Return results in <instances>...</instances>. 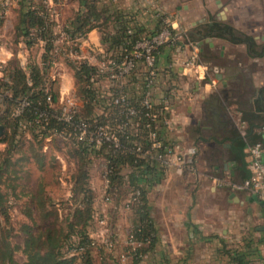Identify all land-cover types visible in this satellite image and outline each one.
Here are the masks:
<instances>
[{"label": "trees", "instance_id": "1", "mask_svg": "<svg viewBox=\"0 0 264 264\" xmlns=\"http://www.w3.org/2000/svg\"><path fill=\"white\" fill-rule=\"evenodd\" d=\"M2 2L0 0V26L6 17ZM78 2V9L61 28L57 27L44 0L17 2V38L25 44L26 49L40 44L44 52L41 65L30 63L23 67L8 63L0 77V123L6 127V132L0 139V143L5 146L0 151V264H16L18 250L25 255L23 264H127V261L122 262V254L129 256V264H144L148 256L157 251L161 257L155 264H172L170 253L163 254L161 251L164 250L162 237L153 217L154 206L150 199V193L163 183L171 169L157 160V155L164 151L163 148L151 150L150 132L155 130L157 121L160 127L157 132L162 133V129L167 127L164 120L170 112H165V105L158 100L161 96L171 98L174 87L156 89L151 95L153 106L147 108L142 103L147 87L141 90L137 86L138 83H146L143 64L138 61V65L130 73L116 76L120 72L118 66L132 55L138 42L151 38L167 26L164 22L166 15L155 12L154 22L147 24L141 17L143 15L140 9H124L117 0ZM170 29L172 33H176L171 26ZM92 30L101 34L103 50L97 55L110 63L109 69L101 70L99 66L72 55L75 50L80 52L78 39L85 38ZM208 32L233 43H245L250 53L260 56L264 54V47L258 50L252 36L239 32L229 24L215 23L208 27ZM62 37L61 44L59 40ZM68 41H72L71 44ZM178 43L179 41L176 44ZM167 46L169 45L160 46L158 59ZM61 57L72 68L76 80L75 94L79 105L74 122L77 124L85 121L90 124L91 129L106 126L109 133L115 134L117 141L105 139L98 145L79 141L73 130L74 125L59 118V106L54 105L58 99L52 85L54 81L50 80L48 73ZM164 74L169 77V82L173 81L172 69L166 70ZM50 95L51 100L48 99ZM23 99L29 105L19 115H14L16 106ZM129 108L136 113L129 114ZM41 113L47 115V120L38 121ZM147 113H156V121L147 117ZM147 124L150 126L146 127ZM26 134L36 142H43L47 138L61 139L68 147V154L77 161V168L72 174L68 199L62 200L57 206L67 211L66 228L59 222L60 209H48L52 202L46 195L44 183H40L32 197L44 226L34 231L32 224L23 223L25 238L22 244H16L12 241L10 228L7 226L10 205L8 193L3 186L16 194L21 170L17 169L19 160L13 158ZM137 142L141 144L143 152H137ZM97 158L104 161L102 174L106 168L111 171L110 185L104 195L112 202L107 207V214L105 213L107 218L110 214L115 216L126 210H133L135 215L131 233L140 244L136 247L126 246L125 252L118 253L115 246L109 249L95 236L98 214H103L100 197L91 181L92 161ZM37 161L43 167V157L40 156ZM25 215L34 222L35 217L28 206ZM115 227V224L111 226L108 221V238L113 242L116 241ZM185 227L190 233H194L193 236H198L205 242L211 240L210 237L203 236L189 216ZM220 242L219 253L227 257V264H253L256 260H263L259 249L255 252L248 245L231 250L226 248L223 239ZM261 243H264V236ZM183 253L182 264H192L191 247ZM150 264L153 262L150 261Z\"/></svg>", "mask_w": 264, "mask_h": 264}, {"label": "crops", "instance_id": "2", "mask_svg": "<svg viewBox=\"0 0 264 264\" xmlns=\"http://www.w3.org/2000/svg\"><path fill=\"white\" fill-rule=\"evenodd\" d=\"M220 1L221 4L216 0L217 6L223 5L222 0ZM120 5L124 9H140L143 15L141 17L147 24L154 22L155 12L164 13L168 9L160 0H121ZM70 6H75L76 11L79 7L78 0H71L61 6L55 5L58 11L56 19L58 28H61L69 19L70 13L67 15L66 12ZM181 9L185 12L188 11L191 15H195V11L198 10L194 18L189 20L186 28H183L182 18L178 15ZM12 13L13 9H10L6 16ZM166 17L171 22L172 27L177 32L183 33L185 37L183 36L184 39L178 44L167 46L159 55V66L162 72L160 84L166 89L170 86L174 87L170 101L171 112L166 118L172 122V125L161 128L163 139L168 142L179 143L182 147L195 145L201 149L210 145L211 147L207 151L212 163L215 164L213 167L217 175L220 177L227 173L234 182H241L250 174L247 153L249 145L261 139L255 133L254 127L264 123V54L260 56L250 53L245 43H233L226 38L208 32V27L218 22L235 26V23L226 15L219 19L206 18L203 12L199 13V8L196 9L193 6L180 7L178 5ZM4 24L7 25V23ZM252 32L249 30L241 31V33L252 36L256 41L258 50H261L264 47V35L260 36ZM60 43H63L62 40ZM39 46H41V52L35 63L41 65L44 49L42 45L39 44ZM102 49L103 39L97 30L90 31L82 40V55H88L86 54L88 51L94 54ZM11 56L12 53L4 45H1L0 61L8 64ZM193 57L195 62L190 65L189 61ZM20 60L22 66H25L26 58ZM62 61L54 63L48 73L50 80L54 81L52 85L59 104L66 96L73 93L72 90H74L75 85L74 75L71 74L67 63ZM170 69L173 71L172 82H169L167 80L169 77H165L167 74H164L166 70L170 71ZM244 123L247 125V134L242 136L241 125ZM180 176L174 169H171L161 185L167 187L170 184H180L183 188V191L182 189L179 190L182 194L174 199L171 211L173 217V212L178 209V214H174V218L178 215V218L183 219V215H185V219L181 221L179 227L181 232H186L188 242L172 241L167 243L162 236L163 249L168 245V248H173L179 253L180 250L185 251L191 247L192 258L190 263L213 264L214 262L210 260L209 256L212 254L211 251L202 255L196 253L197 242L193 241L190 244L189 240L201 238L193 236L194 233H190L185 227V222L189 216L203 236L208 237L210 233L215 231L205 221V217L208 215L206 212L209 211H205V214L201 215L196 207L198 205L187 207L185 211L175 206L184 194L187 195L193 187L201 186L202 183L199 182L198 184L196 181L192 183V180L184 182L178 178ZM228 190L230 197L238 203L246 201L251 204H262L264 207V201L249 191L243 190L241 192L235 188ZM206 243L204 244L205 247ZM180 254H170L172 264L183 263L184 253L180 252Z\"/></svg>", "mask_w": 264, "mask_h": 264}, {"label": "rangeland", "instance_id": "3", "mask_svg": "<svg viewBox=\"0 0 264 264\" xmlns=\"http://www.w3.org/2000/svg\"><path fill=\"white\" fill-rule=\"evenodd\" d=\"M71 0H65L68 3ZM121 0H117L120 2ZM74 2V1H73ZM76 2V1H75ZM160 2L167 7V11L164 12L165 15L170 14L175 10L178 5L183 6H193L194 8H199V13L203 12L206 18L219 19L224 15L228 16L229 19L235 23L233 26L236 30H249L256 35H264V0H222L223 5L217 6L216 0H160ZM77 3V2H76ZM17 4L14 6L13 13L5 17L2 25L0 26V46L4 45L9 52L12 53L11 60L9 64H19L20 59L26 58V67L30 63H35L37 58L40 56L41 46H34L30 49L25 48V44L21 42L16 35V24L18 22V12ZM75 12V6H70L66 14L71 18ZM198 12L195 11V15ZM225 13V14H224ZM180 18H182V26L186 28L187 23L190 19L194 18V14H190L188 11L185 12L183 9L178 12ZM4 23H7L5 26ZM238 27V28H237ZM244 32V31H243ZM90 56L93 53L88 51L86 53ZM60 60L65 61L63 57L59 58L56 62ZM67 63V62H65ZM9 64H4V67ZM68 65V64H67ZM69 66V65H68ZM71 74L74 75L72 68L69 66ZM3 73H0V77ZM70 76V75H69ZM75 78V77H74ZM73 93H76V80L74 85ZM71 93V94H73ZM74 93V94H75ZM57 96V95H56ZM76 96V94H75ZM54 105H59V100L57 99ZM27 135V134H26ZM4 145L0 143V151L4 149ZM211 146L206 145V147L199 148L198 153L195 158L193 170L182 174L179 179L187 182L192 180L201 186L193 187L190 193L183 195L182 199L178 200L177 206L179 209L182 208L183 211L187 210V207L196 206L201 215L206 212L207 217L205 221L212 230L215 229L214 233H210L208 237L211 240L205 241L202 239H192L189 240L191 244L193 241L197 242L196 253L202 255L205 252L211 251L210 260L214 262L213 264H227L226 256L220 255V239L226 242V248L231 250L242 249L249 245L250 249L253 251H260V256L262 254L263 260H256L253 264H262L264 262V243H261V238L264 236V207L262 204H251L246 201L244 203L236 202L232 197H230V192L228 189L233 188L231 183L234 181L229 177L227 173L222 174L220 177L217 175L215 168L213 167L211 157L207 151ZM1 155V154H0ZM43 157V167H40L37 159ZM14 160H19L17 169H20L19 176L17 180V190L16 194L12 193L11 189L4 187L3 189L8 193L9 205H10V219L7 226L10 228L11 239L16 244H22L25 234L22 230L23 223H29L33 225V230L36 231L40 226H44L41 221V214L35 206L34 198L32 195L37 191L39 184L44 183L46 195L50 197L49 201L52 205L48 206V209L59 208V222L64 228H66L65 214L66 210H63L60 205L62 200L68 199L70 195V185L72 174L76 171L77 161L68 154V147L59 138H47L43 142H36L33 137L25 136L20 144V148L16 151L14 155ZM102 158L93 159L91 168V181L92 186L95 188L98 196L100 197V206L104 209L107 214V207L110 203H106L101 200V190H102V179L101 174L104 168ZM238 183V182H234ZM164 185L159 184L151 193L150 199L153 208V217L156 221L161 237L164 236L163 240L167 243L176 241L185 243L188 242V236L186 232H181L180 230L181 221L185 219L174 218V214H178V209L173 212L171 206L174 199H177L182 193L179 192L183 188L179 185ZM166 188V189H165ZM242 192V190H239ZM177 195V196H176ZM32 209L34 215V222L30 221L25 215L26 207ZM119 215L108 216V221L111 226L116 225L115 228V238L116 245L115 249L119 252H125L126 240L131 233V228L135 222V215L133 210H126L118 213ZM118 216V217H117ZM4 224V221L2 222ZM210 229V230H211ZM104 230V228L97 226V234ZM107 230L106 233H108ZM225 231V232H224ZM114 233V232H113ZM162 240V241H163ZM249 243H248V242ZM204 242V243H202ZM201 243V244H200ZM188 244V245H190ZM206 249V250H204ZM192 250V249H191ZM163 254L168 253H178V251L173 248L165 247ZM196 254V255H197ZM161 257L159 251L151 254L147 258V262L144 264H150V261L155 264L157 259ZM16 264H23L25 261V255L21 250L16 252ZM99 259V257H98ZM131 261L128 259L127 264ZM143 264V263H142ZM197 264H203L198 262Z\"/></svg>", "mask_w": 264, "mask_h": 264}, {"label": "built area", "instance_id": "4", "mask_svg": "<svg viewBox=\"0 0 264 264\" xmlns=\"http://www.w3.org/2000/svg\"><path fill=\"white\" fill-rule=\"evenodd\" d=\"M48 7L50 8V13L52 15V18L57 19L58 17V11L55 8V5H63L65 0H57L56 2L54 0H44ZM18 0H3L2 7H3V14L6 16L8 11L10 9L14 8V6L17 4ZM18 5V4H17ZM162 15H164L163 12L158 11ZM164 22L167 25L166 27L162 28L158 33H156L151 38L144 39L140 42H138L135 45V51H133L131 56H128V58L122 63L121 66H118L120 72L118 76H123L126 73H130L138 63L143 64V71H146V76L144 79H146V83L142 85L141 83H138L137 86L142 90L143 87H147V90L144 91V97L142 100V103L147 107L151 108L153 106V100H152V93L158 89V88H164L161 86V76L162 72L160 70L159 66V59H158V53L160 46L163 45H175L178 41H182L184 34L177 32L172 33L170 26L172 27L171 22L167 19V17L164 18ZM173 28V27H172ZM174 29V28H173ZM65 36V35H64ZM84 38L78 39L80 41L79 43V50L80 52H77L76 50L73 51V56L79 59H85L91 64H95L100 67L101 70H106L110 68V63L105 61L104 59L100 58L97 54L102 52H96L90 56L82 55L81 52V43ZM63 42V37L60 39ZM59 40V42H60ZM72 41H68V44H71ZM139 61V62H138ZM195 62V58H191L189 61L190 65H193ZM2 61H0V73L5 68ZM112 77H115L113 75ZM136 86V87H137ZM49 100H51V95L48 97ZM0 98V106L2 105ZM160 103L164 104V111H169L171 107V98L161 96V98L158 100ZM29 102L26 99H23L18 103L14 110V115H19L25 106H28ZM79 101L77 100L75 94H70L66 96L63 101L58 105L60 109V115L59 118L62 121H65L67 123H71L74 125L73 130L76 133V137L79 141L85 142L87 141L89 144H100L105 139L110 140L113 139L117 141V138L114 133H109L106 126H97L95 129H91V126L89 123L85 121H81L79 123L74 122V117L78 110ZM129 114H135L136 111L134 109L129 108L128 109ZM40 118L38 121H45L47 120V115L41 113ZM147 117H149L152 121H156L157 114L156 113H147ZM74 123V124H73ZM164 123L169 127L172 125V122L169 119H165ZM150 124H147L146 127H149ZM155 130L152 129L150 132V136L152 139L151 144V150L163 148L164 151L161 154L157 155V160L165 165L166 167H169L170 169H174L179 175H182L186 172H189L193 170L194 162L196 155L198 153V148L194 146H188V147H182L179 143H172L165 141L163 139L162 133L157 132L160 127L157 121L156 127H154ZM255 133H257L261 139L255 141L254 143L249 145L248 148V167L250 170V174L246 179H243L241 182L238 183H231L232 187L236 190H245L253 193L256 195L260 200L264 201V123L262 125H258L254 127ZM241 134L242 136H245L247 134V125L244 123L241 125ZM62 136V135H60ZM137 145V152H143L142 146L139 142L136 143ZM110 170L108 168L105 169L103 174L101 175L102 179V190H101V197L103 201L106 203H112L109 198H105V194L107 193V189L110 185V179L109 174ZM100 208H102L100 206ZM102 215L98 214V226L104 228V230L100 231L97 234V238L99 241L103 242L109 249L113 248L116 245V241L113 242L108 238L107 230L108 228V218L105 214L104 209L102 208ZM109 232V231H108ZM126 244L128 246L136 247L140 243L135 239L134 235L132 233H129ZM263 255H264V249H263ZM129 259V256L126 254H122L121 260L122 262L126 263V261Z\"/></svg>", "mask_w": 264, "mask_h": 264}, {"label": "water", "instance_id": "5", "mask_svg": "<svg viewBox=\"0 0 264 264\" xmlns=\"http://www.w3.org/2000/svg\"><path fill=\"white\" fill-rule=\"evenodd\" d=\"M218 3L221 4V1L218 0ZM5 132H6V127L0 123V139L4 136Z\"/></svg>", "mask_w": 264, "mask_h": 264}, {"label": "flooded vegetation", "instance_id": "6", "mask_svg": "<svg viewBox=\"0 0 264 264\" xmlns=\"http://www.w3.org/2000/svg\"><path fill=\"white\" fill-rule=\"evenodd\" d=\"M221 156V158H222V155H220Z\"/></svg>", "mask_w": 264, "mask_h": 264}]
</instances>
